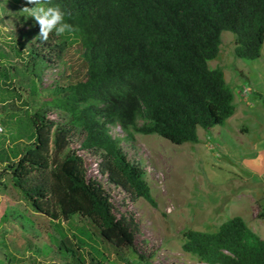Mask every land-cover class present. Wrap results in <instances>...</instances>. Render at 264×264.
Here are the masks:
<instances>
[{
  "label": "trees",
  "instance_id": "16d2710c",
  "mask_svg": "<svg viewBox=\"0 0 264 264\" xmlns=\"http://www.w3.org/2000/svg\"><path fill=\"white\" fill-rule=\"evenodd\" d=\"M44 2L48 12L41 21L52 18L79 41L86 70L82 79L55 86L50 97L30 114L31 146L23 151L14 144L0 151V184L2 173H9L12 186L27 202L74 228L73 241L60 225L56 247L63 257L84 264L78 250L84 246L103 258L98 246L91 243L97 242L96 237L107 246H133L137 223L124 212L115 215L106 190L97 180L87 178L83 158L75 150L57 161L55 156L67 146L69 129L84 132L83 149L103 154L101 169L110 182L155 205L144 171L127 158L111 128L118 126L126 136L133 131L157 134L182 144L199 141L198 127L223 124L235 112L234 94L224 71L210 68L208 62L217 57L224 30L234 34L236 57L260 55L264 0ZM41 31L38 20V39ZM67 44V39L55 42L50 52L59 57ZM34 58L38 61V52ZM10 95L0 94V104L17 97L19 90ZM43 107L70 115L69 127L55 130L54 155L50 152L54 122L45 118ZM52 161L57 163L54 182L43 176L34 182L35 174L43 175ZM48 192L58 212H49ZM75 217L83 218L81 226L74 225ZM182 234V250L206 264H264V240L241 216L229 217L214 231L186 229ZM90 260L94 261L93 255Z\"/></svg>",
  "mask_w": 264,
  "mask_h": 264
},
{
  "label": "rangeland",
  "instance_id": "374dc122",
  "mask_svg": "<svg viewBox=\"0 0 264 264\" xmlns=\"http://www.w3.org/2000/svg\"><path fill=\"white\" fill-rule=\"evenodd\" d=\"M44 3V0H0V94L12 96L19 90L17 97L0 104V124L4 128L0 151L14 144L23 151L31 146L30 114L50 97L55 86L75 82L85 74L79 41L52 18L41 21L48 12ZM38 20L43 30L40 39L35 33ZM220 38L218 55L208 64L224 71L233 90L235 112L223 124L208 129L198 127L199 141L182 144L157 134L133 131L126 136L118 126L111 128V134L120 138L127 158L144 171L155 205L110 182L101 169L103 154L83 149L84 132L69 129L67 146L55 156L57 161L70 150L79 153L87 178L103 186L115 215L119 217L124 212L137 223L133 246H107L96 237L97 242L91 243L98 246L103 258L84 246L78 249L84 264H206L182 250L183 231H214L224 220L236 215L264 240V43L258 57L243 59L234 54L231 31H222ZM64 39L68 44L57 57L50 47ZM37 52L39 59L35 62ZM42 109L45 118L54 122L50 140V152L54 155L55 130L68 128L70 115L51 107ZM137 123L140 125L142 121ZM12 134H19L18 138L14 139ZM56 165L52 161L43 175L36 173L34 182L43 176L53 183ZM1 180L0 264H82L63 257L56 247L60 225L69 235L76 232L74 228L27 202L12 186L9 173H2ZM47 196L49 212H58L51 193ZM82 223L83 218L75 217V226ZM70 238L75 240L72 234ZM91 255L94 261L90 260Z\"/></svg>",
  "mask_w": 264,
  "mask_h": 264
},
{
  "label": "built area",
  "instance_id": "2783aa9c",
  "mask_svg": "<svg viewBox=\"0 0 264 264\" xmlns=\"http://www.w3.org/2000/svg\"><path fill=\"white\" fill-rule=\"evenodd\" d=\"M3 133V127L2 125L0 124V134ZM77 153V152H76ZM79 156H81L79 153H77Z\"/></svg>",
  "mask_w": 264,
  "mask_h": 264
}]
</instances>
